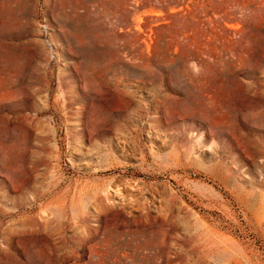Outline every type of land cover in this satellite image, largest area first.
I'll use <instances>...</instances> for the list:
<instances>
[{"label": "rangeland", "instance_id": "rangeland-1", "mask_svg": "<svg viewBox=\"0 0 264 264\" xmlns=\"http://www.w3.org/2000/svg\"><path fill=\"white\" fill-rule=\"evenodd\" d=\"M0 264H264V0H0Z\"/></svg>", "mask_w": 264, "mask_h": 264}]
</instances>
